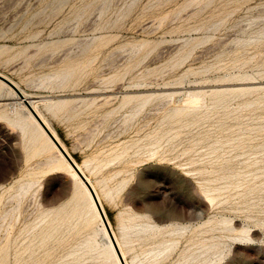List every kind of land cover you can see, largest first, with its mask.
I'll list each match as a JSON object with an SVG mask.
<instances>
[{
  "label": "rangeland",
  "instance_id": "rangeland-1",
  "mask_svg": "<svg viewBox=\"0 0 264 264\" xmlns=\"http://www.w3.org/2000/svg\"><path fill=\"white\" fill-rule=\"evenodd\" d=\"M0 73L129 264H264V0H0ZM12 93L0 81V264H118Z\"/></svg>",
  "mask_w": 264,
  "mask_h": 264
},
{
  "label": "bare ground",
  "instance_id": "bare-ground-1",
  "mask_svg": "<svg viewBox=\"0 0 264 264\" xmlns=\"http://www.w3.org/2000/svg\"><path fill=\"white\" fill-rule=\"evenodd\" d=\"M1 82H2V81H1ZM4 84H5V83H4ZM7 86H8V85H7ZM8 87H9V86H8ZM9 88H10V87H9ZM10 89H11L12 92H13L12 94L17 98L15 91H14L12 88H10ZM21 91H22V93H23L26 97L28 96V95L25 94V92H24L23 90H21ZM27 99H28V97H27ZM30 99H31V98H30ZM16 101H17L18 103H20V104L25 105L24 102H23L22 100H20V99H19V100L16 99ZM30 103H31L32 107L34 108V110L36 111V113L40 116V118L43 120V122L46 124V126L50 129V131L52 132V134L58 139V141L61 143V145H62V146L64 147V149L67 151V149H66V147L64 146V144L61 142V140L59 139V137L56 135V132L50 127V125L48 124V122L45 120V118L42 116V114H41V113L38 111V109L36 108V104L34 103V101H33V100H30ZM25 107H26V111H27V113H28V115H29V118H30L31 122H33L34 125L36 126V128H37V129H38L43 135L46 136V138L48 139V141L50 142V144H51L54 148H56V152H57L62 158H64V160H66L65 157L63 156L62 152L59 150V148L56 146V144L53 142V140L50 138V136L46 133V131L44 130V128L41 126V124H40V123L37 121V119L34 117V115L32 114V112L30 111V109H29L26 105H25ZM72 159H73V158H72ZM73 160H74V159H73ZM66 162H67V164H68V168H69V171H70V175H71V177H72L74 180H76V181H77V182H78V183L84 188V190H85V192H86V194H87V196H88V199H89V201H90L91 206L93 207L94 211L96 212V214H97L98 217L100 218L101 227H102L101 231L103 232L104 236L107 238L108 244H109L110 248L112 249V251H113V253H114V255H115V258H116L117 263H118V264H121V263H120V260H119V258H118V255H117V253H116V251H115V249H114V246H113L112 240H111V238H110V235L108 234V231H107V229H106V227H105V225H104V223H103V221H102V219H101V217H100V215H99V212H98V210H97V207H96V204H95L94 199H93V197H92V194L90 193V190L88 189V187L86 186V184L84 183V181L79 177V175H78L77 172L74 170V168L68 163L67 160H66ZM74 162L76 163V165H77V167L80 169V171L86 176L87 180L90 182V184H91V186L93 187L94 191L96 192V195H97V197H98V199H99V201H100V204H101V206H102V208H103V205H102V202H101L100 197H99V195H98V192H97L96 188L94 187L93 183L91 182L90 178L85 174V172L83 171V169L81 168V166H80L75 160H74ZM103 209H104V208H103ZM110 227H111V224H110ZM113 234H114V237H115V239H116V241H117V244H118V246H119V249H120V251H121V253H122V256H123V258H124L126 264H129L128 261L126 260V255H125V253L123 252L122 247H121V245H120V242L118 241V239H117V237H116L114 231H113Z\"/></svg>",
  "mask_w": 264,
  "mask_h": 264
},
{
  "label": "water",
  "instance_id": "water-1",
  "mask_svg": "<svg viewBox=\"0 0 264 264\" xmlns=\"http://www.w3.org/2000/svg\"><path fill=\"white\" fill-rule=\"evenodd\" d=\"M0 81H2L3 83H5L6 85H8L10 88H12L16 95L18 96V98L20 100H22L24 102V104L30 109V111L32 112V114L34 115V117L37 119V121L41 124V126L44 128V130L46 131V133L50 136V138L53 140V142L56 144V146L59 148V150L62 152L63 156L65 157V159L68 161V163L74 168V170L77 172V174L79 175V177L84 181V183L86 184V186L88 187V189L90 190V193L92 194V197L94 199V202L96 204L97 210L99 212V215L108 231V234L110 235V238L112 240L114 249L118 255V258L120 260L121 264H126L122 253L119 249V246L117 244V241L114 237L113 231L110 227V224L108 222V219L106 217V214L104 212V209L102 208L100 201L96 195V192L94 191L93 187L91 186L90 182L87 180L86 176L80 171V169L77 167L76 163L74 162V160L72 159V157L68 154V152L64 149V147L61 145V143L58 141V139L52 134V132L50 131V129L46 126V124L43 122V120L40 118V116L36 113V111L34 110V108L32 107L30 101L24 96V94L22 93V91L16 86V84L14 82H12L9 78H7L6 76L2 75L0 73Z\"/></svg>",
  "mask_w": 264,
  "mask_h": 264
}]
</instances>
